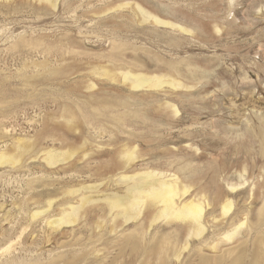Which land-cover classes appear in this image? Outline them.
<instances>
[{
	"label": "rangeland",
	"instance_id": "obj_1",
	"mask_svg": "<svg viewBox=\"0 0 264 264\" xmlns=\"http://www.w3.org/2000/svg\"><path fill=\"white\" fill-rule=\"evenodd\" d=\"M122 72L164 85L132 89ZM0 152L2 263L264 264V0H0ZM148 170L206 199L202 236L150 226V207L113 221L104 194ZM81 185L100 198L53 228Z\"/></svg>",
	"mask_w": 264,
	"mask_h": 264
},
{
	"label": "bare ground",
	"instance_id": "obj_2",
	"mask_svg": "<svg viewBox=\"0 0 264 264\" xmlns=\"http://www.w3.org/2000/svg\"><path fill=\"white\" fill-rule=\"evenodd\" d=\"M155 20L158 21L157 18H155ZM160 23H162V22H160ZM163 23L172 25L169 22H163ZM180 29L185 30L184 28H180ZM121 76L124 78L123 81L125 83L130 84L132 89H141V88L151 89V88H154L156 86L159 87L161 85L160 79H162L160 76H156V75H154L153 77H148V75H141V74L132 75V73L130 74V73H126V72H122ZM173 81L174 80H172V82ZM170 84H171V82H170ZM162 85H164V84H162ZM165 85H167V84H165ZM168 85H169V83H168ZM172 85H173L172 87H174V84H172ZM161 86L159 88H161ZM175 111H176V109H175ZM135 148H134V150H135ZM129 151L132 153L131 150H129ZM72 152L74 153L73 150H72ZM130 152H129V154H130ZM125 153H128V152L125 151ZM129 154H126V155L131 157ZM63 155H64V153H62L56 149H50V150L46 151L45 160L47 161L48 164L53 165L57 161L61 160ZM72 156L73 155H71V157ZM133 156L135 157L137 155H133ZM11 159H12V157H9V155H6V153L0 152V164L9 163L11 161ZM122 159H125V157ZM132 159H134V158L132 157ZM127 161H129V160H127ZM131 162H132V160L130 161V163ZM156 171H149L148 170L147 172L143 171L144 173H141V174L134 173L135 175H130V176L129 175H122L120 180L118 181V183L119 184L125 183L124 190L111 192L109 194H104V198H102L104 205L106 207V210L108 211V214L112 217L113 221L114 220L116 221V219H118V218H122L124 220V222H128L130 220H133V219L140 217L141 214L143 213V211L146 208L150 207V208H152L151 211L153 212L152 221H151L150 226L154 225L155 223H157L159 221H163V220L167 223L168 222L169 223L178 222V223L187 225L189 237L193 238V237L202 236L206 231V224L204 222V212H205L206 207L208 206V205L206 206V204H207L206 199L191 198V199L184 200L183 198L185 197V195L190 192V187L187 184L186 185L181 184V182L179 181V179L177 177L168 178L166 174L157 173ZM238 178H240L241 181L245 180V176L242 173L239 175ZM137 180L139 182H137ZM140 181H143V182H140ZM245 182H246V180L244 182H241V183L244 184ZM234 184L235 183H233L232 185H234ZM236 185H238V184L236 183ZM81 186H83V185H81ZM81 186H80V188H76V189L71 188L70 190L68 189V191H66V193H65L66 195H78V197H79L78 203L79 204L78 203L77 204L69 203L67 205V207H64L61 210L60 216L49 222V224L53 228H57V227L59 228L61 225H64V224L75 223L80 218L81 209H83L85 207V205H87L88 203H91L94 200L100 198L98 196H97L98 198H95L96 196H92V194H90L91 196H89V195L87 196L86 194H84V191L86 189L88 191L91 189L94 190V189L98 188L97 187L98 185L96 187H90V186L81 187ZM236 187H238V186H236ZM236 187L232 186L233 192L236 189ZM74 202H76V201H74ZM47 203L49 206L46 210H44L45 209L44 208L43 209L44 211H39V213H37L38 212L37 211L34 213H37V215H39V216L42 215L43 213H46V211H48V209L52 206V200L47 202ZM233 208H234L233 201L228 200V199H226V200L224 199V202H223L222 208H221L222 215H224V216L229 215V213L233 211ZM259 220H260V224H264V206L261 209V212L259 215ZM247 223L248 222L245 219L241 220L237 224H234L230 230H228L227 232H225L223 234V236L226 239H233L238 233H240L242 228L245 225H247ZM25 231H26V229H25ZM20 238H21V236H20ZM258 244L259 245L261 244L260 239L258 240ZM6 247L7 248H5L4 252H7L11 248V245L10 246L8 245ZM188 247H189V244L186 243L185 249H187ZM18 249H21V247ZM25 250H26V248H25ZM29 250H31V249H29ZM2 251H3V249H2ZM258 251H259V248H258ZM21 253H23V252H21ZM12 256L13 255L11 254V256H9L11 258L8 259L7 261L3 260L4 261L3 263L0 261V264H24L23 261H25V260L21 259L22 256L21 257L20 256H18V257L13 256L12 257ZM57 257L61 258L62 255L59 254ZM60 258L54 257L52 259V261L54 263L52 262L51 264H55V262H56L55 259H60ZM63 259H65V258H63ZM78 260H80V259H78ZM240 261H241V257L237 256L234 258L232 264H240ZM27 262H28V260H27ZM44 262H46V261H44ZM44 262H43V264H44Z\"/></svg>",
	"mask_w": 264,
	"mask_h": 264
}]
</instances>
